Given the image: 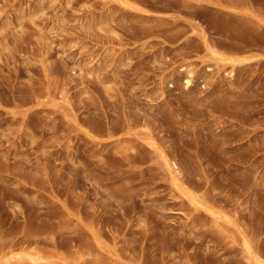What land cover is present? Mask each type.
<instances>
[{"label":"rangeland","instance_id":"obj_1","mask_svg":"<svg viewBox=\"0 0 264 264\" xmlns=\"http://www.w3.org/2000/svg\"><path fill=\"white\" fill-rule=\"evenodd\" d=\"M11 248L264 264V0H0Z\"/></svg>","mask_w":264,"mask_h":264},{"label":"bare ground","instance_id":"obj_2","mask_svg":"<svg viewBox=\"0 0 264 264\" xmlns=\"http://www.w3.org/2000/svg\"><path fill=\"white\" fill-rule=\"evenodd\" d=\"M44 260H45V256L42 255V253L38 250L37 251L36 250H25V251L20 252V251H16L11 248L8 252L6 251L3 252L2 250L0 251V263L8 262L9 264H26V263H31V264L48 263L50 264V261H44Z\"/></svg>","mask_w":264,"mask_h":264}]
</instances>
